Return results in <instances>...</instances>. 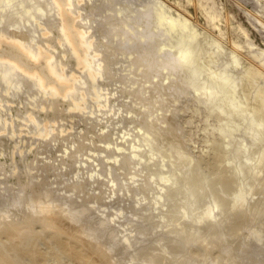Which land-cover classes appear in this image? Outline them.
Instances as JSON below:
<instances>
[{
    "label": "rangeland",
    "instance_id": "obj_1",
    "mask_svg": "<svg viewBox=\"0 0 264 264\" xmlns=\"http://www.w3.org/2000/svg\"><path fill=\"white\" fill-rule=\"evenodd\" d=\"M9 2L0 0V35L40 50L71 88L52 94L18 70L4 79L10 64L0 59V193H20L15 205L0 198V264H244L223 250L238 252L264 221V0H71L89 67L64 38L55 0ZM160 9L197 32L186 40L193 57L183 67L159 68L179 52L183 31L190 35L156 27ZM111 23L120 24L108 37ZM131 26L156 33L142 42ZM250 64L263 75L249 76ZM226 66L208 86L223 87L211 101L200 85ZM47 210L63 211L64 220L49 225ZM257 261L252 255L249 264Z\"/></svg>",
    "mask_w": 264,
    "mask_h": 264
},
{
    "label": "bare ground",
    "instance_id": "obj_2",
    "mask_svg": "<svg viewBox=\"0 0 264 264\" xmlns=\"http://www.w3.org/2000/svg\"><path fill=\"white\" fill-rule=\"evenodd\" d=\"M30 1L32 3L34 0H30ZM55 1L58 4V7H59V10H60V13H61L63 22H64L63 23V27H62L63 36L69 42L70 47H71L74 55L77 58L78 65H80L82 67H89V66H91V64H92V58L90 57V54L88 52V44H87V42L85 40L86 31L82 30V28L81 29L80 28L78 29V27L75 26V22L74 21H71V19H70V10H69L68 5H69V3H70L71 0H55ZM11 3H12V0H10L9 4H11ZM30 6H32V5H30ZM150 6H149V8H150ZM46 8H47V3L45 1H43L38 6V10L41 13H43ZM147 8H146V10H148ZM30 10H31V7H29L27 9L26 13H29ZM146 14H147V16L145 15L146 17H148V16L150 17L149 12H147ZM146 19H148V18H146ZM139 22H140V20H139ZM119 24H114V25L112 24L113 26H111V28H110V34L108 33V37H113V36L116 35V29L119 26ZM127 24L129 25V22ZM151 24H148V25H151ZM133 26H134V24H133ZM162 26H165L164 31H163L165 34L166 33H169L170 34L173 30H176V29H179V28L182 29V30H184V29L189 30V25H188L187 20L185 18H182L180 16L174 17L172 15H167L163 10L161 11V9H160L157 12V24H156V27H159L160 28ZM148 27H150V26H148ZM140 28H142V27H140ZM149 29H152V28H149ZM127 30L129 32H131L132 34H134L136 37H138L142 42L143 41L148 42L150 39L152 40L153 34L156 33L153 30H151L150 32L147 31L145 33L144 32H139L137 29L132 28V26H131V29L129 28ZM156 30L158 31V29H156ZM159 31H158V33H159ZM161 31H162V29H161ZM189 32H190V35H188V33L186 34V32L183 31L184 34L181 35L179 42H177V44L180 45L178 47L179 48V52L176 55H174V53L168 52L165 62L159 68L167 69V68L172 67V66L183 67V66H185L189 62L190 58H192L193 55H192V50L188 47L186 40L188 38L190 39L191 37L192 38H195L197 36V32L193 31L192 29H190ZM158 33L156 34V36H158ZM159 36H161V35H159ZM122 39L126 40V42L128 40H130L129 36L126 33L124 34V36L122 37ZM168 39H169V37H168ZM132 40L134 41V39H132ZM133 41H132V43H133ZM6 42L9 43L10 47L0 49V59H6V60H8L9 61V64H10V67L5 68V69L2 70V72H1V77L2 78L9 79V77L11 75V72L13 70H18V71H21V72L25 73L30 78L37 80L38 83L44 89L48 90L52 94L66 93L71 88V84H70V80L71 79L66 75V73L62 70V68H59L58 66L54 65L50 61V58H48V57H40V55L42 54L40 50H38L37 52L36 51H31L25 45V43H23L20 39L14 38V39H11V40H6L2 35H0V46H2V44L3 43H6ZM126 42H124V43H126ZM124 45L125 44H123V46ZM216 45L219 46V43H217ZM130 46H132V45H130ZM148 46H149V44H148ZM125 48H126V46H125ZM162 48H163V46L159 47V50H161ZM133 49H135V48H133ZM165 53H167V52H165ZM169 53H171V54H169ZM161 57H163V55ZM233 57L236 58V54L235 53H233ZM215 58H217V57H215ZM35 60H39V61L34 62ZM143 61L145 62V64L148 67H151V65H152V62H151L152 61V57L151 56L146 55V57L144 58ZM258 61L260 62L259 63L260 65L264 66V61L263 60L260 59ZM30 62H34V63L31 64ZM231 63H233V58L231 60ZM159 68L153 69V72H152L153 75H156L157 74ZM226 68H227V66L224 67L221 70H215V71H213L211 74H209L207 76L206 84L205 85L204 84L200 85L204 89V91H205L204 93L207 94V96L209 97V100H211V101H212V97L214 96V94L217 93V92H221V90H222L223 87H219L217 90H208V86L214 80V78L218 74L224 72L226 70ZM174 70H176V69H174ZM93 74L94 75L96 74V70H93ZM262 75L263 74L261 73V70L260 71L259 70H256V68L253 65L250 64L249 76H253V77L257 78V77H260ZM51 77L53 78V80H51ZM235 79H236V77H235ZM193 82L194 81L192 80V77L191 78H188L187 83H189L190 86L193 84ZM261 91L264 92V88H262ZM231 114L232 113L229 110L228 113H227V116L228 117H227V121L226 122H229L230 121ZM149 125H151V124H149ZM218 127H220V126H218ZM155 129H154V131H155ZM154 131H153V134H154ZM260 135H261V130H256V132L254 133V137H255L254 139H258ZM169 138H171V137H169ZM171 145H172V143H171ZM244 149H245V147L243 146V144H241L236 149V152H241ZM182 152H184V151H182ZM182 152L180 151V154ZM180 154L178 153V155H180ZM217 158H218L219 163L216 161L217 162L216 164H220V166H219L220 169L218 170V171H220L222 169L221 165L223 164V161L224 160H223V157L221 155H218ZM257 158H258V161H260L259 163H262L263 162V156H262L261 153L257 156ZM186 169L190 170L189 168H186ZM239 171H240V169H239ZM203 172H204V170H203ZM253 175H255V177L257 176L256 174H253ZM205 177H202L201 183L204 181V178ZM239 188H240L239 186H236V189L238 191H239ZM253 188H254L253 181L251 180L250 193L253 191ZM199 197H200V193L198 192V194L197 193L195 194L193 200H195V199H197ZM0 198H2L3 205H15V204H17L20 201V193H17V194H14V195H9L8 192L7 193H3V194L0 193ZM33 201H34V203H38L39 202V199H35ZM220 205H222V198L221 197H218L217 200H216V206H220ZM188 208H189L188 205L187 206L186 205L183 206L182 207V214H184L185 212H187ZM247 215H246V217H247ZM64 216H65V213L63 211H61V213L59 215H52L51 212L49 210H47L46 214L44 215V218L47 220V222L49 223V225H52L53 226V225L58 224L62 220V218ZM102 223H105V221L102 222ZM63 227H64V225H63ZM65 227H67V226H65ZM142 229H144V228H142ZM3 230H5V229H3ZM74 231H75V229H74ZM239 231H240V228L235 229L234 235L237 234V233H239ZM7 233H9V232H6V234ZM79 234H81V233L79 232ZM247 235H248V239L238 249V252H236L233 247H231V248L230 247H227V248H225L223 250V255H225V253H228V252H230L229 255L233 253L232 255H233L234 258L237 255H243V257L245 258L244 264H249V259L253 255L258 260L257 261V264H264V243H263L264 240L261 239L260 243L257 246H254V248L251 246V240L255 236H258V235L259 236L260 235H263L264 236V221L261 222V224L256 225L255 228L250 229L247 232ZM213 238H215V240H221L223 238L222 232L221 231L219 232V230L216 229L215 230V233L213 235ZM84 241L85 240H83V242ZM85 242L87 244L88 241H85ZM89 243H90V241H89ZM87 245L89 246V244H87ZM12 263H14V262H12Z\"/></svg>",
    "mask_w": 264,
    "mask_h": 264
}]
</instances>
